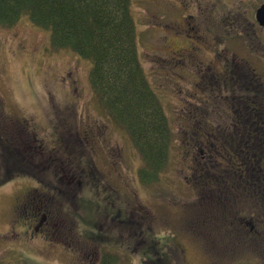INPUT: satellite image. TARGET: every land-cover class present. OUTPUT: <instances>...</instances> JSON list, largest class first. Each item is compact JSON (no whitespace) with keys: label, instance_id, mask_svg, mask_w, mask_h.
Segmentation results:
<instances>
[{"label":"rangeland","instance_id":"rangeland-1","mask_svg":"<svg viewBox=\"0 0 264 264\" xmlns=\"http://www.w3.org/2000/svg\"><path fill=\"white\" fill-rule=\"evenodd\" d=\"M262 2L132 0L141 60L165 103L173 129L164 181L150 186L139 182L141 157L130 137L111 125L92 90V62L72 50L52 47L50 32L35 26L28 16L0 29V176L7 170L16 174L9 182H0V264H104L105 258L113 260L111 264H140V256L155 239L169 254L165 264H264V233L244 227L237 213L241 207L247 212L253 209L252 198L231 200L208 194L206 185L195 181L190 170L182 171L186 160L194 162L186 156L184 136H188L183 130L184 122L192 120L191 114L185 121L180 113L188 105L183 97L191 83L187 69V78L180 84H175L173 76L175 49L190 41L186 13L178 15L177 8L189 5L193 11L202 5L205 10L206 18L201 11L197 16L200 36L195 34L201 47H196V55L204 59L206 48L214 45V36L234 31L219 21L232 8L234 20L243 21V31L231 36L239 40L242 47L238 50L250 57L246 50L254 47L258 35L257 27H251L246 18ZM201 33L207 35L205 45L199 40ZM229 40L220 50L224 56H229ZM182 90L187 95L182 96ZM93 124L97 141L89 131ZM187 126L195 130L197 122ZM77 132L83 138L80 143L74 142ZM47 150L67 158L58 161L59 155L53 154L48 161L52 153ZM193 152L195 159L198 149ZM72 155L83 156L86 163L72 168ZM81 171V183L67 182L77 179ZM32 174L58 178L73 188L80 184L78 193L72 188L65 190L66 195L60 193L65 211L61 233L65 235L54 231L51 236L42 232L30 236L22 222L33 219L31 212L18 223L16 210L24 193L34 187ZM98 201L103 206L98 205L101 210L94 217ZM104 203L107 209H103ZM114 210L120 211L119 217H114ZM94 223L103 239L88 237ZM145 258L147 264L154 262Z\"/></svg>","mask_w":264,"mask_h":264},{"label":"trees","instance_id":"trees-1","mask_svg":"<svg viewBox=\"0 0 264 264\" xmlns=\"http://www.w3.org/2000/svg\"><path fill=\"white\" fill-rule=\"evenodd\" d=\"M26 16L35 26L50 32L52 47L72 50L92 62L90 84L103 112L128 134L141 157L137 168L139 182L144 186L163 182L162 175L171 156L173 129L164 101L150 83L141 60L132 0H0V29L14 26ZM188 111L189 106L180 112L185 121ZM193 111L197 113L195 109ZM184 123L189 129L187 125L191 122ZM209 128L214 131L216 123L209 122ZM227 128L236 130L238 125L228 123ZM185 148L186 156L194 161L195 152H190L189 146ZM209 153L208 159L194 163L186 160L182 171L190 170L195 181L206 185L204 191L208 194L230 197L231 200L243 199L242 196L252 198L253 209L247 215H251L252 210L264 213V170L261 169L264 152L255 160L245 153L242 169L229 163L236 161L235 154L224 153L220 147ZM78 157L80 161L84 160L83 156ZM225 162L229 165L221 168ZM13 172L7 170L0 176V182L16 176ZM247 221H254L247 217L242 223L249 229L251 224L245 223ZM255 224V229L250 230L263 232L257 219ZM91 227L89 236L103 239L100 229ZM156 242V239L152 240L145 248L140 264H147L145 257L154 260L148 264L169 262L167 250L158 247ZM107 259L103 260L104 264L114 263Z\"/></svg>","mask_w":264,"mask_h":264},{"label":"flooded vegetation","instance_id":"flooded-vegetation-1","mask_svg":"<svg viewBox=\"0 0 264 264\" xmlns=\"http://www.w3.org/2000/svg\"><path fill=\"white\" fill-rule=\"evenodd\" d=\"M262 2L259 5H262ZM179 7V5H177ZM188 6V7H187ZM197 9L191 11L189 5L186 7H179V13L185 12L184 18L188 20L187 30L189 34L186 35L190 38L188 45H180L175 50V84H180L187 74L184 73L185 69L188 71L189 90L186 95L190 100H185L189 106L188 113L191 114L189 122H197L195 130L191 128L184 131L188 136L187 146L190 147V152L193 149H198L194 162L200 159H208L211 151L218 149L224 153H231L236 155V161L229 162L240 169L245 167V153H249L252 159H256L258 154L264 152V25L257 19V10L246 18L248 24L252 27L255 25L256 40L254 41V47L250 50L247 49L246 53L250 57L243 54L244 50L239 51L238 47H242L239 40L232 38L235 33L243 31V21L234 20L233 9L225 11L224 16L220 15L219 21H221L230 29L234 31L230 34H219L218 37H213L214 45L208 49V53L204 57H197L195 49L200 47L199 41L195 38V34L200 36L201 25L197 19L200 11L202 16L206 18V12L202 8V5H198ZM238 12V11H237ZM238 14H242L241 12ZM244 18L246 17L245 14ZM235 21V23H234ZM221 26V23H219ZM205 33V32H204ZM201 33L199 40L204 41V45L207 43V35ZM179 35V32H178ZM232 35V36H231ZM180 36V35H179ZM230 38V45L226 44V51L229 56H224L225 42ZM219 45V48L217 49ZM201 49V47H200ZM189 66V68H188ZM181 92V91H180ZM183 92V91H182ZM183 96V95H182ZM195 105L202 106L201 109L195 107ZM196 110L197 113L193 110ZM200 112H203L200 114ZM216 123V129L211 131L209 128V122ZM235 122L238 125L236 130L228 129L227 124ZM243 122L245 125L243 126ZM111 125L117 126L110 118ZM249 123V124H247ZM96 124L91 126V138L94 141L96 137V131L94 127ZM250 129V130H249ZM117 131L122 132L123 130L117 126ZM86 132L88 130L86 129ZM77 139L74 142L83 140L79 132L75 135ZM99 138V137H98ZM235 143V145H233ZM42 146V144H40ZM47 147V146H46ZM56 146H53V148ZM49 150V149H48ZM47 150V151H48ZM50 152V151H48ZM52 153L47 157L46 160H53ZM201 153V154H200ZM107 154H110L107 152ZM44 155L41 154L40 157ZM59 155L58 161L62 158H67L65 154ZM55 155V156H57ZM39 157V154L34 155ZM72 160V168L78 169V165L83 164L85 161H80L77 155L70 157ZM193 162V163H194ZM229 165L225 162L226 168ZM85 168V166H82ZM231 167V166H230ZM261 169L264 170V164L261 165ZM83 174L81 173L76 176L77 179L73 178L67 181L69 184L82 182L80 180ZM34 187L28 189L23 197L19 200L18 207L16 210L17 221H21V217L26 214L33 213L35 216L28 222H22L26 225L25 232L34 237V233H41L45 236H51L54 231L59 235L62 229V222L65 213L63 210L64 203L59 202L60 193L66 195L65 190L72 188L73 191L78 193L77 189L80 188V184L74 188L68 184H64V181H60L58 178L46 176L38 177L36 174L29 176ZM48 180V181H47ZM39 186L43 187L40 189ZM63 186L64 188H60ZM96 204V203H94ZM96 205H101V201H98ZM101 207L97 206L96 217L101 210ZM107 209L105 203L104 208ZM114 210V217H119L121 214L119 210ZM238 216L241 214L243 218L241 223L249 217L253 218L252 222H245L251 224L250 229L253 230L256 227L255 221L261 223V229L264 232V213L258 210H252L251 215H247V211L240 210L237 212ZM253 213H256L254 215ZM113 214V213H109ZM254 218H256L254 220ZM259 218V220H258ZM95 227V225H94ZM92 228V227H91ZM32 233V234H31ZM65 235V234H62ZM88 237L96 239L94 236ZM95 245V243H93ZM83 252V249H82Z\"/></svg>","mask_w":264,"mask_h":264},{"label":"water","instance_id":"water-1","mask_svg":"<svg viewBox=\"0 0 264 264\" xmlns=\"http://www.w3.org/2000/svg\"><path fill=\"white\" fill-rule=\"evenodd\" d=\"M257 18L264 25V5L257 11Z\"/></svg>","mask_w":264,"mask_h":264}]
</instances>
